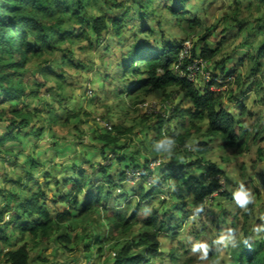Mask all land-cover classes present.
Here are the masks:
<instances>
[{
  "label": "trees",
  "instance_id": "1",
  "mask_svg": "<svg viewBox=\"0 0 264 264\" xmlns=\"http://www.w3.org/2000/svg\"><path fill=\"white\" fill-rule=\"evenodd\" d=\"M104 2L108 4V1ZM260 2L264 5V0ZM141 3L144 5V0ZM234 3L238 9L241 0H234ZM30 5L33 8H30ZM109 7L121 9V14L118 17L102 14L87 20L82 15L83 0H0V70L3 69L0 71V122L6 124L5 132L0 136V153L10 154L13 150L11 143L23 145L32 142L38 145L41 134L48 128L45 124L46 118L40 116V110L31 107L30 103L24 104L28 98L24 94L27 86L20 88L21 81L13 83L16 76L20 75L19 71L25 70V63L31 57L42 55L44 49L59 50L54 48V45L66 41L75 34L76 29L72 27L71 22L84 26L79 36L82 41L91 40L93 37L98 41L110 29L125 41L124 20L132 14L131 7L118 2L109 4ZM139 7L141 8V4ZM145 11L144 7L141 8L140 17L146 15ZM170 11L179 22L184 21L187 14L183 3L171 7ZM38 17L51 22L48 26L42 25L38 23ZM187 22L191 28L202 25L198 20ZM211 29L210 27L204 29L203 35L192 44L189 58L181 60V68L191 64L196 58L214 61L216 68L221 67L218 74L213 72L214 79L206 82L202 91L186 78L179 77L174 70L180 61L182 51L180 44L162 43L158 50L149 45L133 42L123 55L124 59L116 69L123 67L122 76L131 79L127 89L128 95L132 97L152 90L170 89L166 97L181 95V101L187 102L186 106L176 105L168 117L161 115L154 117L156 122L150 129L152 134L150 147L142 143L143 154H139L136 149L133 151L132 148L131 151H127L131 147L125 140L127 131L119 126L114 127L112 134L100 133L94 139L98 140V144L94 145L100 147L103 160L112 154L116 163L110 160L111 163L107 166L100 162L91 165L92 171L89 174H86L84 169L78 171L76 166L65 168L62 163L59 169L50 167L42 172L40 168L44 164L41 157L36 154L38 146L30 148L31 150L26 153L27 161L21 165L24 171L16 179V182L23 184V189L27 191L22 195L16 191H9L3 195L0 222H3L6 214L11 211L4 226V229L10 228L11 234L3 242H7L9 246L14 244L4 252V264H33L28 241L45 242L51 238L64 250L82 251L87 255V259L92 257L93 245L102 246L104 242H112L115 255L104 264L149 263L157 259L161 251L160 236L169 235L170 239L177 238L183 226L188 225V221L193 222L190 220L192 210H201L215 192H220L219 176L224 170L204 157L211 150L212 140L217 138L226 148L244 151L248 147V138L256 139L259 134L258 126L253 134L250 133V127L245 126L244 138L238 134V125L244 121L248 113L243 102L235 99L234 91L228 86L235 83L241 88L243 76L237 69L229 72L226 63L230 56L217 60L220 47L219 43L212 44L209 41ZM252 32L253 27L246 35L247 38L252 36ZM262 54L264 38L261 39L257 50L258 56ZM6 57L12 61L6 62ZM249 59L257 62L255 66L261 62L253 60V57ZM40 73L44 74V68ZM232 75L235 81L233 83L232 80L228 81ZM220 79L222 82L218 81ZM261 82L262 80L257 82L260 87ZM224 84L227 85L225 90L211 89L212 86L219 88ZM174 93L176 94L173 95ZM227 94L230 101L236 100L237 104L240 103L238 112L223 106V99ZM7 100L12 101V104L5 109L3 107L6 106L2 107V103H6ZM77 115L79 112L73 117ZM71 116L69 114V117ZM36 119L38 126L32 123ZM52 136L55 138V134ZM122 139L124 141L120 143ZM168 140L172 143L167 150L176 145L182 147L188 142L192 143V149L189 151L185 148L182 152H175L171 155L170 161L150 170L147 154L156 157L165 152L159 150L158 144ZM48 142L46 144L50 143ZM54 142L52 145L56 146ZM137 154L143 155L139 156L142 160L136 157ZM115 165L122 169L117 176L112 172V169L116 168ZM37 170L42 174L34 180L33 174ZM126 170H138L146 179L155 176L157 172V178L149 184L146 180L139 182L136 185L137 189L136 187L132 189L134 197L131 198L121 187V183L125 182ZM51 181L54 189L50 187ZM169 184L171 185L165 191L162 187ZM118 187L121 190L116 192ZM163 193H166L164 194L166 198H161ZM221 193L227 196L225 192ZM145 204L151 205L150 212L143 211ZM225 209L226 212L229 211L226 207ZM248 211L250 213V210H246L244 214L246 219ZM140 212H145L146 215L143 214L144 217H141ZM101 213H104L103 221L108 225L105 239H102L104 234L101 232L91 234L89 226L82 227V234L76 233L71 226L72 221L83 225L86 219L93 216L100 218ZM220 213L221 218L225 216L223 210ZM231 219L226 238L236 232L240 217L233 213ZM260 220L261 218L255 216L252 225L258 224ZM219 231L220 228L217 232ZM12 235H17L14 242ZM196 238L202 237L198 234ZM245 238H250V246L242 243ZM235 239L236 247L228 249L230 260L222 259L219 253L212 249L208 252L211 264H264V231L261 232V236L254 237L246 229L241 239L237 237ZM180 244L183 249L182 256L174 257V250L178 248L171 246L168 250L174 264H180L181 261H183L181 264H193L194 258L185 256L189 253L191 244L188 246L181 242ZM98 251L101 252V248L98 247ZM38 260L43 264L47 262V258L42 256H38ZM71 261L74 263L79 260L75 257Z\"/></svg>",
  "mask_w": 264,
  "mask_h": 264
},
{
  "label": "rangeland",
  "instance_id": "2",
  "mask_svg": "<svg viewBox=\"0 0 264 264\" xmlns=\"http://www.w3.org/2000/svg\"><path fill=\"white\" fill-rule=\"evenodd\" d=\"M104 1H108V4ZM142 1L83 0L82 15L87 20L102 14L118 17L121 14V9L109 7V4L114 2L131 7L132 14L124 20L123 26L126 42L120 39L112 29L105 32L98 41L94 37L91 40L82 41L79 36H81L84 26L71 22L72 27L76 29L75 34L71 38H67L66 41L54 45V48H59V50L44 49L42 55L31 57L25 63V70L19 71L20 75L16 76L13 83L21 81L20 88L24 85L27 86L24 94L28 98L24 104L30 103L31 107L38 108L40 116L46 118L45 124L48 128L41 134L38 145L32 142L23 145L11 143L10 146L13 150L10 154L0 153V209L3 206L4 194L16 191L22 195L27 191L23 189V184L16 182V179L23 173L24 169L21 165L27 161L26 153L32 147L38 146L36 154L41 157L42 164H44L40 168L42 172L50 167L59 169L62 163L65 168L76 166L78 171L84 169L85 173L89 174L92 171L91 165L100 162L107 166L111 161L116 163L112 154H109L108 159L103 160L100 147L94 145L98 144V140L94 141V139L100 133L112 134L114 127L119 126L122 130L127 131L125 140L131 146L127 151H131L132 148L133 151L136 149L139 154H143L142 143L150 147V138L152 137L150 129L156 122L154 117L157 115L168 117L176 105L186 106L187 102L181 101L182 96L175 95L176 93L173 94L175 96L166 97V93L170 89L166 91L152 90L131 97L127 94L131 79L122 76L123 67L118 70L116 68L121 64L124 59L123 55L126 54L133 42L149 45L158 50L162 43L180 44L182 49L188 48L190 51L192 44L203 35L204 29L210 27L212 29L209 41L212 44L219 43L220 47L217 60L230 56V60L226 63L229 72L237 69L243 76L241 88H238L235 83L228 86L234 91L235 99L243 102L248 113L245 115L244 121L238 125V134L244 138L245 126L250 127L251 134L256 132L258 126L259 136L256 139L248 138V147L244 151L226 148L217 138L212 140L211 150L204 157L224 170V173L219 176L220 192H215L201 210H192L190 220L193 222L188 221L189 224L183 226V232L181 231L177 238L170 239L169 235L160 236L161 251L157 259L145 264H174L168 250L171 246L178 248L176 251L174 250L173 255L174 257L182 256L183 249L180 242L187 246L191 244L190 251L185 256L194 258L193 264H211L208 252L212 249H215L222 259L229 261L228 249L233 247L237 240L236 237L242 238L244 230L247 229L250 235L255 233V236H261V232L264 231V54L257 55L261 39L264 38V5L260 0H241L239 8L236 9L234 0H144V5L141 3ZM182 3L187 14L184 21L179 22L172 15L170 8ZM140 4L141 8L144 7L146 10L144 17H140ZM29 7L33 8L31 5ZM193 20L200 21L202 25L194 28L189 27L187 21ZM38 21V23L47 26L51 22L42 17H38ZM252 27L254 32L250 38H247L246 35L252 31ZM32 29L35 31V28L32 27ZM249 57L261 62L255 66L257 62L250 60ZM11 61V58H7L6 62ZM214 65V61L209 62L202 59L201 65H199L200 71L196 74L194 82L201 91L207 82L203 78V73H209L208 80L214 79L213 72L214 74L219 73L221 67L216 68ZM43 68L44 74L41 75L40 72ZM231 77L228 81L235 82L234 75ZM259 80H262L261 87L257 85ZM218 81L222 82L221 79ZM226 84L219 88L211 87V89L213 91L225 90ZM236 100L230 101L227 94L223 99V106L238 112L240 103L237 104ZM10 103L12 104V101L7 100L6 103H2V107L6 106L3 108L7 109ZM77 112L79 115L73 117ZM69 114L72 116L69 117ZM32 123L39 125L37 119ZM5 126L4 122H0V136L4 134ZM52 134H55V138ZM123 139L120 143L124 141ZM206 140L209 139H204V141ZM53 141L56 142V146L52 145ZM47 142L49 144H46ZM191 144L188 142L182 147L176 145L156 157L148 153L150 170L170 161L171 155L175 152H182L185 148L190 151ZM139 156L143 155H136L142 160ZM121 171L122 169L118 166L112 169L116 176ZM128 171L131 170L125 171V177H127ZM138 173L139 175L135 177L137 179L133 182L125 178V182L121 183V187L127 191L131 198L134 197L132 189L135 187L137 189L136 185L139 182L146 180V183L149 184L157 178V172L155 176H149L147 179L141 176V172ZM39 174H42L39 173V170L33 174L34 180L38 179ZM240 184L244 185L253 198V202L248 204L247 208L239 206L233 196ZM170 185L162 188L167 191ZM53 186V181H51L50 187L54 189ZM119 190L121 188H116V192ZM221 192H225L227 196L225 197ZM164 194L166 193H163L161 198H166ZM152 200L155 202V198ZM225 207L229 211L226 212ZM151 208L150 204H145L143 211L150 212ZM221 210L225 215L222 217L223 220L220 216ZM246 210H250V213L249 211L247 213L248 219L244 215ZM233 213H237L240 217L237 230L226 238ZM10 214L11 211L6 214L4 221L0 222V264H4V252L14 246V244L9 246L7 242H3L11 234L10 228L4 229ZM143 214L146 215L145 212H140L141 217ZM255 216L261 220L258 224L252 225ZM103 217L104 213H101L100 218L93 216L86 219L83 225L72 221L71 226L74 227L76 233L80 234H82V227L89 226L91 234L101 232L104 234L102 239H105L108 225L103 221ZM219 228L220 231L217 232ZM255 228H260V231L255 232ZM195 234H199L202 238H196ZM221 236L224 237V240L215 243ZM11 238L14 242L17 235H12ZM28 242L33 264H43L38 260V256L47 258L45 264H104L111 256L115 255L112 242H104L102 246L93 245L90 259H87V255H84L82 251L64 250L52 238L45 242L37 240ZM197 243L207 245L206 259L201 258L205 255L204 249L195 253L192 251L193 244ZM98 247L101 248V252L98 251ZM75 257L79 261L73 263L71 260Z\"/></svg>",
  "mask_w": 264,
  "mask_h": 264
},
{
  "label": "clouds",
  "instance_id": "3",
  "mask_svg": "<svg viewBox=\"0 0 264 264\" xmlns=\"http://www.w3.org/2000/svg\"><path fill=\"white\" fill-rule=\"evenodd\" d=\"M171 143H172L171 140H168L166 142H162V143L158 144V148L161 151H166ZM233 196H234L236 203L243 208H247V205L253 202V198H252L251 193L244 187L243 184L239 185L237 190L233 193ZM254 231L259 232L260 228H255ZM249 239L250 238L243 239L242 243H244L245 245H249ZM223 240H224V237L221 236L218 238V240L215 243H219ZM233 247H236V245L233 244ZM201 249L205 250V255L202 256L201 258L206 259L207 258V256H206L207 245L203 244V243L193 244L192 251L194 253L199 252Z\"/></svg>",
  "mask_w": 264,
  "mask_h": 264
},
{
  "label": "built area",
  "instance_id": "4",
  "mask_svg": "<svg viewBox=\"0 0 264 264\" xmlns=\"http://www.w3.org/2000/svg\"><path fill=\"white\" fill-rule=\"evenodd\" d=\"M190 54H189V49L185 48L182 49L181 53H180V61L177 65H175V72L179 75V77L182 78H186L189 82L194 83L195 82V77L196 74L199 73V65H201L202 59L199 58V60L194 59L191 64L187 65L185 68H181V60L185 59V58H189ZM209 73L205 72L203 73V78L207 80V82H209ZM215 87V86H212ZM138 170H131L127 172V180H132V182L137 179L135 178L136 176L139 175Z\"/></svg>",
  "mask_w": 264,
  "mask_h": 264
},
{
  "label": "crops",
  "instance_id": "5",
  "mask_svg": "<svg viewBox=\"0 0 264 264\" xmlns=\"http://www.w3.org/2000/svg\"><path fill=\"white\" fill-rule=\"evenodd\" d=\"M252 235V234H251ZM254 237H255V233H254V235H253Z\"/></svg>",
  "mask_w": 264,
  "mask_h": 264
}]
</instances>
